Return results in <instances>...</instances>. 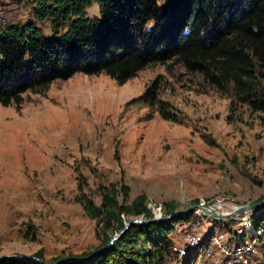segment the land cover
I'll list each match as a JSON object with an SVG mask.
<instances>
[{
  "label": "rangeland",
  "instance_id": "obj_1",
  "mask_svg": "<svg viewBox=\"0 0 264 264\" xmlns=\"http://www.w3.org/2000/svg\"><path fill=\"white\" fill-rule=\"evenodd\" d=\"M34 1L0 0V27L33 20ZM87 17L101 21L97 3ZM149 89L154 104L138 101ZM105 192L124 206L145 197L153 220L194 211L171 234L165 264H264V232L251 223L264 207L225 219L196 208L228 215L264 202V113L174 61L124 85L78 73L21 105L0 104V259L88 262L117 235L79 200L100 207Z\"/></svg>",
  "mask_w": 264,
  "mask_h": 264
},
{
  "label": "trees",
  "instance_id": "obj_2",
  "mask_svg": "<svg viewBox=\"0 0 264 264\" xmlns=\"http://www.w3.org/2000/svg\"><path fill=\"white\" fill-rule=\"evenodd\" d=\"M93 3L100 6L101 21L87 17ZM32 14L24 25L0 27L3 106L21 105L26 94L45 93L54 82L78 73L105 74L124 85L153 64L174 61L212 85L232 86L236 98L264 113V0H35ZM43 24L50 25L51 36L45 35ZM154 95L149 89L138 101L154 104ZM166 105L159 112L173 121ZM79 201L103 229L123 234L88 262L64 264H165L171 234L194 216L190 211L125 230L131 217L144 214L153 220L145 197L127 206L112 192L103 194L100 207L88 198ZM251 223L263 233L264 212ZM112 240L107 237L101 249ZM0 264L40 263L10 258Z\"/></svg>",
  "mask_w": 264,
  "mask_h": 264
},
{
  "label": "water",
  "instance_id": "obj_3",
  "mask_svg": "<svg viewBox=\"0 0 264 264\" xmlns=\"http://www.w3.org/2000/svg\"><path fill=\"white\" fill-rule=\"evenodd\" d=\"M260 207H264V202L262 203H259V204H254V205H251V206H243V207H240L237 211H235L233 214H230V215H224L222 213H219L217 212L214 208H211L209 207L208 205H205V204H200L199 206H197L196 208L199 209V210H212V212L210 214H205V215H208L212 218H216V219H225V218H229V217H233V216H236V215H239L243 212H246V211H250V210H254V209H258ZM179 213H175V214H172L170 215L168 218L164 219L165 221L167 220H170L172 218H174L175 216H177ZM162 219H157V220H151V221H146V222H142V221H139V220H134V221H130L127 223L126 225V228L125 230H127L131 225L133 224H148L149 222H157V221H161ZM124 230V231H125ZM123 234V232L118 235L111 243L108 247H110L113 242H115L121 235ZM108 247H106L105 249H107ZM101 252L97 253L95 256L91 257V258H94L96 257L97 255H99ZM6 258H15L17 260H20V261H25V262H36V263H40V264H44L43 262H41L40 260L38 259H34V258H29V259H25V258H18V257H6ZM90 258V259H91ZM3 258H1L0 260H2ZM66 263H70V262H66ZM60 264H64V262L60 263Z\"/></svg>",
  "mask_w": 264,
  "mask_h": 264
},
{
  "label": "bare ground",
  "instance_id": "obj_4",
  "mask_svg": "<svg viewBox=\"0 0 264 264\" xmlns=\"http://www.w3.org/2000/svg\"><path fill=\"white\" fill-rule=\"evenodd\" d=\"M216 211H219V209L221 208V206H217V207H213ZM260 208H263V207H260ZM229 210V209H228ZM238 210V208H232V209H230V211H229V214H232V213H234L235 211H237ZM204 212H205V210H204ZM206 212H208V213H211L212 212V210H206ZM207 214V213H206ZM228 214V215H229ZM239 249V248H238ZM240 249L238 250V252L240 253ZM243 251V250H242Z\"/></svg>",
  "mask_w": 264,
  "mask_h": 264
},
{
  "label": "built area",
  "instance_id": "obj_5",
  "mask_svg": "<svg viewBox=\"0 0 264 264\" xmlns=\"http://www.w3.org/2000/svg\"><path fill=\"white\" fill-rule=\"evenodd\" d=\"M211 208H213V206H211Z\"/></svg>",
  "mask_w": 264,
  "mask_h": 264
}]
</instances>
